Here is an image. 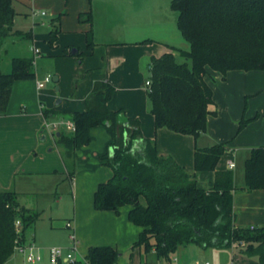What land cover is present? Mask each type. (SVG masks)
<instances>
[{
  "label": "trees",
  "instance_id": "1",
  "mask_svg": "<svg viewBox=\"0 0 264 264\" xmlns=\"http://www.w3.org/2000/svg\"><path fill=\"white\" fill-rule=\"evenodd\" d=\"M169 6L176 12V29L188 46H167L158 57H149L145 94L154 130L165 127L195 138L213 113L208 109L211 87L204 78L208 69L221 75L230 70L264 72V0H170ZM14 15L11 0H0V43L13 34ZM78 18L90 22L89 12ZM92 46L91 31L87 30L85 47L91 50ZM73 55L80 58V53ZM176 57L184 60L178 62ZM32 63L31 57H12L9 71L0 72V112L11 83L34 77ZM112 91L102 79L93 83L82 111H41L45 122L47 116L58 115L73 126L70 134L55 133V142L63 146V157H70L75 148L88 143L89 128L101 125L109 134L110 141L99 158L111 175L96 185L93 209L118 213L127 205L126 219L139 229L130 247L143 253L152 251L161 263L169 262L177 247L195 244L202 248L234 247L237 254L264 264V225L249 228L234 224L232 171L215 169L226 144L194 147L193 170L213 172L210 189H200L171 157L157 153L153 140L141 136L135 119L107 109ZM66 175L70 178L71 173ZM242 178L240 189H264V147L249 150ZM16 197L12 191L0 190V264L9 259L17 244L29 242L25 240L26 229L37 220V214L20 205ZM15 220L20 222L19 232L15 231ZM116 258L117 251L107 245L90 246L84 255L87 264H113Z\"/></svg>",
  "mask_w": 264,
  "mask_h": 264
},
{
  "label": "rangeland",
  "instance_id": "2",
  "mask_svg": "<svg viewBox=\"0 0 264 264\" xmlns=\"http://www.w3.org/2000/svg\"><path fill=\"white\" fill-rule=\"evenodd\" d=\"M65 1L62 0L61 7L65 6ZM169 1L93 0L91 3L88 1L89 6L86 10L90 15L100 13L102 11L101 5L104 7L108 5L110 13L121 14V18L125 21L123 24L117 23L110 28V35L115 39L117 36H125L126 34L125 38L132 41V43L127 42L125 44L130 48V50L128 49L130 57L125 66V73L120 70H108L106 79L112 86L113 91L106 103L107 109L111 111L119 110L123 112L125 117L135 119L138 122L141 136L153 140L158 154L171 157L179 166L189 170L192 167L193 149L200 146L201 139H204L203 136L193 138L190 135L170 131L165 127L154 130L144 86V80L148 78L147 64L149 57L161 55L162 47L165 45L181 49H186L188 46L176 29V12L170 9ZM59 3L60 0H11V6L15 12L11 24L13 34L4 38L0 43V72L7 73L9 71L12 57H32L34 77L18 80V85H23L22 92H30L34 88V81H41L47 75L49 81L44 82L43 87L37 91L39 107L42 111L53 110L57 113H66L78 111L77 107L84 109L85 81L88 80L87 75L93 72V68L98 62L96 56L84 54L85 32L87 30L91 31V28L95 27L94 37L97 38L102 28L104 29L107 26L101 20L94 22L93 19H90L89 23L80 21L78 18L80 13L73 25L69 12L65 11L66 6L55 10ZM32 12L37 13V15L32 16ZM40 12H43V14H40ZM116 15L115 18H117ZM55 19L56 21H54ZM112 22H116V19ZM85 23L88 25L86 31H82V27L78 26V29L75 27ZM65 27H67V30L69 28H73V30L64 31L66 30ZM54 29L56 32L53 34ZM92 35L91 32V39L93 40ZM30 48H36L39 53L34 56L32 52L31 56ZM74 48L81 54L79 64H75L76 58L70 54V50ZM183 60L176 57L178 62ZM213 73L214 71L207 70L208 75H214ZM53 75L57 76L56 82L51 80ZM123 77H126V84L123 83ZM110 78L113 83H111ZM229 82L228 79L227 85L230 87ZM55 86L58 87L60 103L54 107L52 100L55 98ZM53 116H47L48 124L43 127L44 142L40 143L35 137L39 148L32 149L29 156L31 158L35 157L34 162L36 163L34 166L38 165L37 161L43 158L42 156H45L43 163H40L41 165L57 163L59 167L48 174L36 175L35 179L33 178L32 185H28L31 186V191L24 192L16 197L20 205L37 214V220L26 229L25 240H30L34 235L33 244L39 249L41 260L32 263L25 262L20 254L13 253V264H49L47 253L49 247H60L62 255L68 252L67 231L63 225L72 211L71 196H74L76 190V195L79 198L77 203H82L89 184L92 185L93 183L92 186L95 187L111 175L110 168L99 158L105 151L106 143L110 141V136L105 127L96 125L89 128L88 143L75 148L70 157H63L64 149L61 144L55 142V133L62 132L67 135L71 133V130L66 128V119L56 118V115ZM22 143H19V145H22ZM42 145L52 147V151L45 152V147L40 151ZM19 147L22 148V146ZM85 150L89 153L85 154ZM91 152L99 153L93 156ZM84 154L88 159L82 161L81 164L77 159L84 156ZM222 161L219 158L216 163ZM93 163L96 166H90L89 169V165ZM68 172L71 173L70 178L66 175ZM242 186V182L235 184L233 191L250 192L240 189ZM23 188H25V185ZM8 190H12V188ZM139 200L141 201L140 197ZM126 206L123 207L126 208ZM86 248L79 246L78 250L81 255L75 253L74 257L80 260L85 255ZM210 248L208 247L204 252H201L202 250H197V245L187 244L179 248V253H181L182 260L188 263L191 262L193 256H197L196 260L198 262L204 260L209 264H228L230 262L228 250L220 249L216 251ZM116 251L117 258L113 264H158L159 261L152 251L145 253L139 251L137 253L130 245L128 247L122 246ZM199 252L204 253V256L198 257ZM60 264L67 263L60 262ZM162 264H175V262H162Z\"/></svg>",
  "mask_w": 264,
  "mask_h": 264
},
{
  "label": "crops",
  "instance_id": "3",
  "mask_svg": "<svg viewBox=\"0 0 264 264\" xmlns=\"http://www.w3.org/2000/svg\"><path fill=\"white\" fill-rule=\"evenodd\" d=\"M88 1L91 3L93 0L65 1L64 4L67 7L65 11L69 12L73 25L75 24L74 22H76L79 13L82 14L87 12L86 8L89 6ZM61 3L62 0H60L59 6H57L55 10L65 7H61ZM101 7L102 11L100 13H92L90 19H93L94 22L101 20L107 27L104 29L102 28L101 33L98 34V37L96 36L97 38L94 37L96 28H91V32L93 33V46L91 50H87L85 47L84 54L96 56L98 62L93 68V72L87 75L88 80L85 81L83 92L84 98L90 92L94 82L102 79L107 81L106 77L109 69L120 70L125 73V66L126 63L129 62L130 57V48L125 44L127 42L132 43V41L125 38L126 34L125 36H117L115 39L110 35V28L117 23L123 24L125 22L123 21V18H121L122 15H116L115 12V14L110 13L108 11V5L106 7L101 5ZM32 13L33 16L35 13ZM35 15H37V13ZM115 15L117 18H115ZM115 19L116 22H112ZM78 26L82 27V31L88 29L86 23L75 27L78 29ZM65 29L66 30L64 31L73 30V28L67 30V27H65ZM167 46L171 45H165L162 47L161 54L168 50ZM33 49L34 48H30L31 56ZM75 50L77 52V49ZM37 53H39L38 50ZM70 54L73 55L74 53ZM78 56H80L79 59L74 56L76 58L75 64H79L81 61V54ZM213 74L214 75L211 76L207 74L208 76L204 77L205 81L211 87L212 102L208 105V109L213 111V113L207 116L204 131L199 133L195 138H198L199 136H203L204 138L203 140L201 139L200 146H198L199 148L209 146L213 143L226 144V149L220 156V159L223 161L221 163H216L215 169H228L227 161H232L233 167L230 170L232 171V184L235 187V184H238L239 182L243 183V161L248 156L249 150L254 147H264V72L230 70L223 75L216 72ZM53 76L56 77L57 81V76ZM111 76L113 77V75ZM228 79L230 81V87L227 85ZM146 80L147 79H145L144 82ZM35 81L34 88L28 93L22 92L23 85H18V80L13 81L10 86V92L5 108L0 112V190H8L12 188V190L9 191H12L17 195L31 191V186L28 185H32L34 181L33 178L35 179L36 175L43 173L48 174L50 171H54L59 167L57 163L41 165L40 163H43V159L45 160V156L42 155L40 156L43 158H40L37 161L38 165L34 166L36 163L34 162L35 157L31 158L29 156V152L32 149L39 148V145L36 144L35 137L40 143H43L45 139V135L42 134L44 119L37 98V91L42 88L43 85L42 87L37 88ZM110 81L113 83L111 78ZM123 83L126 84V77H123ZM55 87L57 89H55ZM55 87V98L53 100L52 98L54 96L51 98L54 107L60 103L58 87ZM248 99L249 101L246 102ZM77 110L82 111L83 109L77 107ZM56 118L65 119L58 115H56ZM240 121H243V123L240 128H238ZM19 143H22V145H19ZM19 146H22V148ZM44 147L45 152L52 151V147L45 145H42L39 150L42 151ZM84 153H89V151L85 150ZM91 153L95 156L96 153L99 152ZM85 154L77 159L79 160V163L82 164V161L84 162L88 159L85 157ZM90 166L94 167L96 164L93 163L89 165V169ZM183 169L194 179L198 188L208 190L212 186V171H194L192 167L189 170H186L185 168ZM24 185L25 188H23ZM92 185L89 184L88 189L83 196L85 199L82 203H77V201L79 202V198L76 195V190L74 196H71L73 207L71 214L66 221H70L72 224V230L76 240V253L80 254L78 250L79 246L88 248L90 246L107 245L116 250L122 246L128 247L136 240L139 230L126 219L128 206H126V208L123 206L120 207L118 213H114L110 210H94L92 207V194L96 186L94 187ZM79 197L82 198L81 196ZM231 208L233 221L236 226H263L264 189H254L250 192L232 191ZM64 229L67 231L66 240L69 246V230L65 227ZM33 238L34 235H32L30 240L26 241L33 244ZM180 247L181 246L177 247L168 263L175 262V264H177L178 261L188 263L182 260L181 253H179ZM35 248L39 250L37 247ZM132 249H135L137 253H139L137 247H133ZM210 249L216 251L220 250L212 247ZM225 249L230 253V262L228 264H256L252 259L237 254L236 248L234 247ZM86 250L84 254L86 253ZM197 250H202L201 252H204L206 248L198 246ZM203 254L199 252V255H197L199 257L204 256ZM13 256L14 255L12 254L4 264H13ZM196 257L197 256H193L191 262H198ZM158 264L162 263L158 261Z\"/></svg>",
  "mask_w": 264,
  "mask_h": 264
},
{
  "label": "built area",
  "instance_id": "4",
  "mask_svg": "<svg viewBox=\"0 0 264 264\" xmlns=\"http://www.w3.org/2000/svg\"><path fill=\"white\" fill-rule=\"evenodd\" d=\"M40 14H43V12H40ZM32 52L37 54V49L34 48ZM49 81V76H45L41 81L36 80L35 85L37 88L42 87L44 82ZM144 85L148 86V81L146 80L144 82ZM44 121V126L47 125ZM66 128L69 130H73V126L69 120H67ZM233 167L232 161H227V168L231 169ZM14 227L15 231L19 232L20 222L19 220L14 221ZM64 227L69 230L68 233V240H69V246L67 247L68 252H66L64 255H62V251L60 247H49L47 249L48 253V262L49 264H60V262H65L67 264H87L84 260V256L81 257L80 260H77L74 256L76 253V240L75 236L72 230V224L70 221L64 222ZM252 228V227H249ZM14 253L20 254L25 262H38L41 260V256L38 252V250L34 247V245L31 242L24 243V244H17L13 248ZM177 264H209L207 261H203L201 263L199 262H191V263H185L183 261H178Z\"/></svg>",
  "mask_w": 264,
  "mask_h": 264
},
{
  "label": "water",
  "instance_id": "5",
  "mask_svg": "<svg viewBox=\"0 0 264 264\" xmlns=\"http://www.w3.org/2000/svg\"><path fill=\"white\" fill-rule=\"evenodd\" d=\"M75 52H76L75 49H71V50H70V53H75ZM51 80H52L53 82H55V81H56V77H55V76H52ZM55 89H57V88L55 87Z\"/></svg>",
  "mask_w": 264,
  "mask_h": 264
}]
</instances>
